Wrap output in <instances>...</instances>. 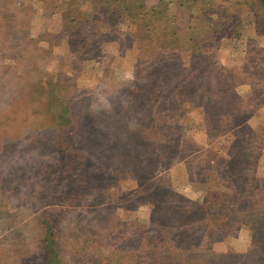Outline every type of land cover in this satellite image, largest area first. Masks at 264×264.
I'll return each mask as SVG.
<instances>
[{
  "label": "rangeland",
  "instance_id": "rangeland-1",
  "mask_svg": "<svg viewBox=\"0 0 264 264\" xmlns=\"http://www.w3.org/2000/svg\"><path fill=\"white\" fill-rule=\"evenodd\" d=\"M104 2L0 0V264H264L261 0Z\"/></svg>",
  "mask_w": 264,
  "mask_h": 264
},
{
  "label": "trees",
  "instance_id": "trees-1",
  "mask_svg": "<svg viewBox=\"0 0 264 264\" xmlns=\"http://www.w3.org/2000/svg\"><path fill=\"white\" fill-rule=\"evenodd\" d=\"M110 0H108V2H104L102 5L105 6V8L107 10H110L113 14H115L117 12V14L119 13L120 11V5H123V7H127L125 5L126 1L127 0H123V1H120V0H111L112 2H109ZM115 3H114V2ZM117 1H120V2H117ZM263 6H264V0H261ZM94 3V2H93ZM110 3V4H108ZM111 3H113L114 5H112ZM111 6H113V9L111 8ZM153 10H150L148 11V16L145 18V20L147 19H150V17H152L150 15V13L152 12ZM83 26L86 27V23L85 21L83 20L81 24H79V28L81 29V33L82 34H88L89 31H87L86 33L83 31ZM89 30L92 31V29L88 28ZM165 40V39H163ZM70 119V115L66 114ZM252 166H251V170H252ZM251 183V182H250ZM251 185V184H250ZM220 197L221 196H216L215 197V204H217L218 202H221L220 201ZM260 198H264V197H260ZM252 202V201H251ZM239 212L242 211V210H238ZM244 212H246L247 214H245V217L248 219L246 222H245V225L247 228H249V230L251 231V235H252V238H251V249L247 251V255L251 256L253 255L252 253L254 252V248L258 245L256 244L258 239H256L258 236H263V233H264V226L263 224H259V225H256L254 223L255 220H260V213H259V210L258 212H256V210L254 209V204L251 203V207L247 210H244ZM47 228H48V231H47V236H45V239L43 240V245H44V248L48 254V256L50 255V258H47L46 259V262H48L49 264H58V261L56 259L58 253H57V250H58V244H57V241H56V232L54 230V228L52 229L51 225L48 224L47 225ZM57 249V250H56ZM251 254V255H250ZM255 254V253H254ZM51 255H53V257H51ZM248 256V257H249Z\"/></svg>",
  "mask_w": 264,
  "mask_h": 264
}]
</instances>
